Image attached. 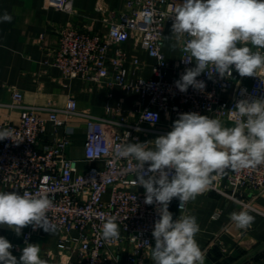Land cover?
Segmentation results:
<instances>
[{
    "label": "built area",
    "instance_id": "1",
    "mask_svg": "<svg viewBox=\"0 0 264 264\" xmlns=\"http://www.w3.org/2000/svg\"><path fill=\"white\" fill-rule=\"evenodd\" d=\"M48 3L58 10H65L68 0H48ZM177 3H183V0H128L127 8L107 22L104 33L82 30L67 23L59 30L58 44L49 52L53 55L51 64L59 67L66 78H81L139 92L143 104L139 107L137 121L131 122L119 107L111 104L107 105V112L118 118L80 110L73 96L61 109L24 103L22 92L12 90L13 105L20 109V119L18 123L0 121V129L14 130L12 140L0 141V187L2 191L21 194L43 193L52 199L54 206L48 216L56 224L55 232L60 233L63 243L57 252L58 264H139L151 256L150 248L155 246L152 231L159 218L158 205H146L144 188L133 183L136 162L117 159L113 151L116 144L127 140V133L129 142H139L141 133L158 131L163 112L169 114L171 124L179 114L186 112L210 113L222 122H234L232 110L239 100L264 99V70H259L257 76L248 77L250 84L238 85L231 98L225 96L237 73L234 67L232 76L225 78L210 67L211 76L202 73L197 77L205 83L203 90L189 86L187 92L179 91L175 81L186 68L195 64L185 62L182 52L180 58L171 63L163 50L165 25L167 20L173 21L170 15L172 6ZM130 38L155 58L154 77L129 78L125 64L127 53L120 46ZM112 44L118 47L110 55ZM133 65L135 69L142 67L138 59H133ZM169 71H172L171 77ZM74 115H82L86 120L83 160L100 161L102 166L81 167V159L66 153L73 128L66 127L63 135L57 133L67 118ZM49 123L51 131L47 128ZM48 134L56 136L50 141L46 139ZM147 167L145 164V170ZM243 188L250 189L254 196L264 192V165L255 169L227 170L217 176L207 191H218L248 207L250 200L238 196ZM173 200H177L180 212L187 211L188 203L180 210V201ZM109 215L117 217L120 237L107 242L100 238V232ZM31 236L32 232L27 231L25 242H29ZM12 245V251L19 248L16 243ZM50 255L48 252L44 257L47 264H50Z\"/></svg>",
    "mask_w": 264,
    "mask_h": 264
},
{
    "label": "clouds",
    "instance_id": "2",
    "mask_svg": "<svg viewBox=\"0 0 264 264\" xmlns=\"http://www.w3.org/2000/svg\"><path fill=\"white\" fill-rule=\"evenodd\" d=\"M170 16L174 18L170 37L182 44L183 60L195 64L175 81L180 92H187L189 86L203 90L205 83L197 77L202 73L211 76L210 67L221 78L231 77L233 67L240 77L257 76L264 70V0H183L172 6ZM11 20L7 12L0 16V22ZM232 111V126L186 112L179 114L170 131L152 141L129 142L127 133V140L114 146L115 158L136 162L133 183L144 188V203L158 205L159 218L152 231L155 246L150 248L153 264H205V253L196 239L201 231L197 218L181 214L174 219L169 211L173 198L180 201L182 210L227 170L264 165V99H241ZM13 135V129H0V141L12 140ZM53 206L47 194L0 191V226L17 236L27 226L53 234L57 226L48 216ZM229 219L243 230L255 221L246 210L233 211ZM119 237L117 217L107 216L100 238L110 242ZM12 248L0 236V264H47L39 244L25 243L19 258Z\"/></svg>",
    "mask_w": 264,
    "mask_h": 264
},
{
    "label": "crops",
    "instance_id": "3",
    "mask_svg": "<svg viewBox=\"0 0 264 264\" xmlns=\"http://www.w3.org/2000/svg\"><path fill=\"white\" fill-rule=\"evenodd\" d=\"M128 0H68L65 10L51 7L48 0H0V16L5 12L11 15V22H0V121L19 122L20 109L13 105L12 90L18 89L23 94V102L34 105H52L64 108L70 96L76 98L80 110L106 118H118L107 112V105L119 107L120 112L133 122L140 116L139 107L143 104L141 94L137 91L126 90L119 86L100 85L81 78H66L61 69L52 65L51 49L58 44L59 30L63 25L72 23L82 30L104 33L107 22L127 8ZM173 21L167 20L164 30V53L166 58L175 62L181 55V43L172 35ZM176 47L173 48L172 45ZM117 44L109 47L112 55ZM127 53L126 67L129 78L139 76L154 77L153 65L155 58L150 56L133 38L121 46ZM133 59L142 63L140 69H135ZM168 76H172L169 71ZM231 89L225 93L227 98L233 96L235 88L240 84H250L248 77L234 76ZM110 91L113 95L110 96ZM212 118L214 114L207 113ZM171 119L168 113H162L158 131L141 133L139 142L152 141L171 130ZM226 126L233 122L224 120ZM71 126L73 133L70 144L66 148L69 156L77 157L81 167L102 166L100 161L87 162L83 160L85 154L86 120L82 115L67 118L66 124L59 128L57 135L66 133V127ZM52 130L51 123L47 126ZM56 135L48 134V140ZM151 147V145H149ZM138 188H141L139 186ZM2 191V187H0ZM250 189L243 188L239 197L250 200L251 205L245 207L241 202L228 198L218 191H205L195 201H189L187 211L180 212L177 200L171 202L170 212L177 219L181 214L194 215L201 231L196 239L205 253V264H239L248 255L264 245V192L254 196ZM246 210L255 218L252 226L239 229L229 219L233 211ZM27 231L32 232L29 242L24 237ZM0 236L6 237L12 244H18L17 250H11L17 258L25 243L39 244L41 257L51 252L48 258L50 264H58L57 252L62 249L63 243L58 232L53 234L43 229L33 230L31 226L22 229L17 236L7 226H0ZM65 251V250H64ZM139 264H153L151 256ZM246 264H264V252Z\"/></svg>",
    "mask_w": 264,
    "mask_h": 264
},
{
    "label": "water",
    "instance_id": "4",
    "mask_svg": "<svg viewBox=\"0 0 264 264\" xmlns=\"http://www.w3.org/2000/svg\"><path fill=\"white\" fill-rule=\"evenodd\" d=\"M262 252H264V245L261 246L259 249H257L254 252H249L247 257L239 264H246L247 262H249L250 260L254 259L255 257H257L259 254H261ZM236 264V263H234Z\"/></svg>",
    "mask_w": 264,
    "mask_h": 264
}]
</instances>
